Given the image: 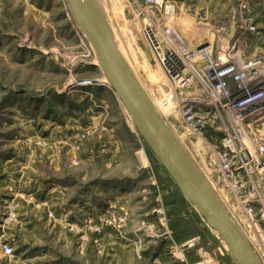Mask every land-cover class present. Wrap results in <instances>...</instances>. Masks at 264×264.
<instances>
[{"label":"rangeland","instance_id":"rangeland-1","mask_svg":"<svg viewBox=\"0 0 264 264\" xmlns=\"http://www.w3.org/2000/svg\"><path fill=\"white\" fill-rule=\"evenodd\" d=\"M99 3L121 55L264 264V117L241 122L213 107L264 92V0ZM84 37L67 0H0V264H236L133 129ZM225 161L247 170L225 175Z\"/></svg>","mask_w":264,"mask_h":264},{"label":"water","instance_id":"water-1","mask_svg":"<svg viewBox=\"0 0 264 264\" xmlns=\"http://www.w3.org/2000/svg\"><path fill=\"white\" fill-rule=\"evenodd\" d=\"M67 4L75 23L93 46L104 75L131 117L137 133L160 165L207 225L218 232L237 264H262L246 235L123 59L99 0H67ZM236 31L237 23L233 22L231 40Z\"/></svg>","mask_w":264,"mask_h":264},{"label":"bare ground","instance_id":"bare-ground-1","mask_svg":"<svg viewBox=\"0 0 264 264\" xmlns=\"http://www.w3.org/2000/svg\"><path fill=\"white\" fill-rule=\"evenodd\" d=\"M83 2H84V0H82ZM85 36V35H84ZM114 36V35H113ZM84 44H85V47L87 48V49H90V51H93L94 50V48H93V46L91 45V43L89 42V40H88V38L87 37H84ZM117 45V44H116ZM171 46V45H170ZM92 47V48H91ZM92 49V50H91ZM174 49H175V51H176V53H180V52H183L184 53V55H183V60L184 61H186V60H190V58L191 57H193L194 56V52H192V50L191 49H188V48H185V47H181V48H175L174 47ZM94 52H95V50H94ZM121 53V52H120ZM95 55H96V53H95ZM123 57V56H122ZM96 58H97V56H96ZM124 59V58H123ZM125 60V59H124ZM126 62V61H125ZM127 63V62H126ZM94 64H95V66L97 67V68H100L101 69V66H100V63H99V61H98V58H97V60L94 62ZM228 64V63H227ZM129 66V65H128ZM214 67H215V65L213 64V69H214ZM218 67L221 69V68H223V67H225V66H223V67H221V66H219L218 65ZM131 68V67H130ZM102 70V69H101ZM132 70V69H131ZM217 73H219L218 71H217ZM228 73H230V70H229V68L227 69V68H225V69H223L221 72H220V74H216L214 77H212L211 79H207V85L206 86H209L208 87V89H212V88H220L221 87V85H220V81L222 80V77L223 76H225V75H227ZM134 74H136V73H134ZM136 76V75H135ZM137 77V76H136ZM106 78V77H105ZM138 79V78H137ZM219 80V82H218V80ZM142 83V82H141ZM144 86V85H143ZM109 87H111V85L109 84ZM211 93V92H210ZM212 93H216L215 92V90L212 92ZM260 100H261V98H259ZM259 99H257V100H259ZM196 101V100H195ZM256 101V100H255ZM260 102H264V99H262V101H260ZM199 103V102H198ZM258 104V105H257ZM259 104H261V103H259V102H255V103H250V104H244V105H240V106H234L233 105V103H231V101L230 102H227V103H222V104H216V106H213L214 107V109H215V111H214V116L215 115H217V114H219V113H224L225 111H227V112H229L230 114H234L235 115V118L237 119V120H241V122L243 121V120H246V118H248L247 116H245L243 113H241V111L242 112H246L247 114H251V115H256V116H258V117H260V118H262V117H264V111L262 110V111H259V108H258V106H259ZM191 106V105H190ZM210 106V105H209ZM208 106V107H209ZM237 108H238V110L240 111H238L237 112ZM211 115V114H210ZM210 115H208V116H210ZM130 118V122H131V124H132V127H133V129L134 130H136L135 129V127H134V124H133V121H132V119H131V117H129ZM211 229V228H210ZM212 230V229H211ZM214 233H215V235L227 246V248H228V250L230 251V255H231V259L237 264V262H236V260L233 258V256H232V252H231V250H230V248L228 247V245L223 241V239L221 238V236L218 234V232H216V231H214V230H212Z\"/></svg>","mask_w":264,"mask_h":264},{"label":"built area","instance_id":"built-area-1","mask_svg":"<svg viewBox=\"0 0 264 264\" xmlns=\"http://www.w3.org/2000/svg\"><path fill=\"white\" fill-rule=\"evenodd\" d=\"M144 1V3H145V6H146V8H148L149 6H152V5H154L156 2H157V0H143ZM82 32V31H81ZM83 34V33H82ZM84 35V34H83ZM201 53L202 52H204L203 51V49L200 51ZM223 70V69H222ZM221 70V71H222ZM230 70V73L232 72V70L231 69H229ZM220 71V72H221ZM230 73H228L227 75H229ZM220 74V73H219ZM227 75H225V76H227ZM179 76V75H178ZM225 76H223V77H225ZM222 77V78H223ZM182 83H183V81H184V83L185 82H187L182 76H181V78L179 79ZM220 85H221V83H220ZM222 86V85H221ZM264 95V92H259V93H256V94H254V95H252V96H250L249 98H245V99H243V100H240V101H231V103H233V105L236 107V106H240V105H244V104H250V103H252V102H254L255 100H257V99H259V98H261L262 96ZM168 101H170V100H168ZM163 102V106L165 107V109L166 110H169V109H171V106H170V103L169 102H167L166 100H163L162 101ZM228 102H230V101H228ZM236 102V103H235ZM227 103V102H226ZM214 106H216V105H214ZM215 110V109H214ZM239 110H238V108H237V112H238ZM240 112V111H239ZM210 113H212V111L210 112ZM229 113V112H228ZM241 113H243L245 116H247L248 118H256L257 116L256 115H251V114H247L246 112H242L241 111ZM230 114V113H229ZM232 116H234L235 117V115L234 114H231ZM185 116L186 117H188V121L189 122H192V123H194L195 122V120H196V114L195 113H193V111H192V109L190 110H186V112H185ZM248 118H246V119H248ZM244 121V120H243ZM246 121V120H245ZM202 121H200L199 123H201ZM191 126V125H190ZM191 129H192V126H191ZM192 130H195V129H192ZM240 138H243V136H242V134H240ZM226 144V147L228 148V149H230L231 151H232V141H228V142H226L225 143ZM234 152V151H233ZM261 152H262V154L261 155H263V153H264V149H261ZM240 154H241V152H240ZM257 160V162H259L258 161V159H256ZM225 168H224V173H225V175L227 174L228 176H233V173H235V171L237 172V173H241L242 172V170H244V171H246L247 169H246V167H247V164L246 165H243V163L242 164H238L237 162L235 163V162H228V161H225V166H224ZM236 167V169L234 170V168ZM257 197L258 196H255V195H253V196H251V197H248L247 198V200H246V202H247V205L249 206V205H251L252 204V202L255 200V199H257ZM252 199H254V200H252ZM252 213V212H251ZM7 253L8 254H10L11 252H12V250H11V248L10 247H7Z\"/></svg>","mask_w":264,"mask_h":264}]
</instances>
